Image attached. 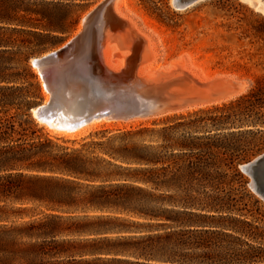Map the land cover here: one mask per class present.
<instances>
[{"label": "trees", "instance_id": "16d2710c", "mask_svg": "<svg viewBox=\"0 0 264 264\" xmlns=\"http://www.w3.org/2000/svg\"><path fill=\"white\" fill-rule=\"evenodd\" d=\"M59 1L0 0V264H264V246L242 237L264 240V229L232 192L247 182L237 159L264 145V114L249 119L241 106L256 96L262 107L263 98L253 89L196 118L176 117L158 130L156 146L91 139L69 147L36 136L35 102L16 85L8 55L22 62L13 35H43L31 21ZM151 8L168 21L156 0ZM210 111L221 113L200 114ZM207 119L231 127L211 136Z\"/></svg>", "mask_w": 264, "mask_h": 264}, {"label": "rangeland", "instance_id": "374dc122", "mask_svg": "<svg viewBox=\"0 0 264 264\" xmlns=\"http://www.w3.org/2000/svg\"><path fill=\"white\" fill-rule=\"evenodd\" d=\"M105 1L107 0H71L67 3V1L60 0L54 6L44 7L47 9L45 12L48 15L47 18L34 16L31 21L38 26V30L43 32V35L37 36L29 31L13 35L15 41L12 44V50L19 46L21 49L19 58L23 60L17 62L16 56L8 55L9 65L12 67L10 71L19 73L21 79L16 82V85L22 86L25 97L35 102L29 113L30 118L35 123L32 128L38 130L36 136H49L57 144L69 147H80L91 139L103 142L102 147L118 146L122 143H133L140 147L151 146L152 144L156 146L162 142L158 130L166 124L174 122L176 117L193 114L192 117L196 118L194 115L196 111L200 109L212 110L215 106H221L250 93L253 89L264 101V13L248 2L243 0H202L186 9H177L175 7L176 0H156L158 5L162 7V11L169 17L167 18L168 21L165 22L156 13H153L151 0H114V2L119 3L126 14L134 19L135 23L137 22L138 28L144 29L142 31L152 37L151 40L155 44L156 53L154 65L165 66L163 68L169 72L168 88L170 89L167 93H161L162 87L159 85L163 86L165 78L156 77V73L154 78L149 77L146 71L141 69L142 65H139L140 61L137 60V57L133 61L134 54L126 53L125 46H122L126 44L124 43L126 42L125 39L121 41L114 37L117 23L113 16L101 29L97 28L98 25H101L99 18L92 20L82 28L80 27L81 20ZM111 4L109 3L108 8L111 7ZM49 23L56 27L54 31H50L46 27ZM79 34L82 36V42L84 40L93 42L92 49L90 48L88 53L92 55H88L86 52L84 54L86 56L78 60L79 63L70 66L78 79H85V77L91 80L96 79V87H93V82L90 84L94 99H107L102 95L114 99L117 96V98L120 97V104H129L132 101V95L135 94L139 97L141 95L143 98H153L154 96L158 98L156 100L167 96L179 103L185 100L197 101L203 94L189 91L190 93H185L182 97L177 96L173 88L179 89L181 87L182 91H187V88L194 83H207L209 79L206 77L224 74H231L236 79L245 81V89L237 97L221 104L195 108L194 106L198 104L193 103L162 113L143 114L144 116L109 117L99 121L98 125L90 126L80 134L68 135L41 122L33 110L46 103L47 99L50 100L52 95L44 89L43 78L32 60L59 49L61 55L65 54L73 45L70 41ZM51 43L55 44L50 47ZM40 47L47 48L39 51ZM118 62L119 64H117ZM170 63L173 64V67H169ZM87 65L91 67L89 69L91 72L86 71ZM69 67L64 74L62 70H54L53 66L50 67L49 72L54 84L63 85L64 75L69 74ZM147 69L150 68L147 67ZM154 69L151 73L154 72ZM154 87L157 93L152 90ZM69 92L71 93V89ZM81 92L78 88V94H74V98L80 96ZM244 105L241 108L248 110L249 119L255 118L257 112L264 114V103L261 104L262 107H259L256 96L251 97V101ZM237 108L239 107L236 106L233 109ZM182 110H186V112H181ZM11 113H14V110ZM219 113L221 111L200 114L209 118ZM205 123L203 130L208 131L211 136L219 133L226 134L231 127L230 122L225 123L224 129L220 130L219 127L213 126L209 119ZM260 127L264 129V125ZM128 130L133 133L127 134L122 139V134ZM187 131L191 132L189 129ZM110 136H115L116 140L109 141L108 137ZM254 136H256V140L260 137L259 134ZM98 147L95 153L101 155ZM257 147L255 146L245 155V160H242V157L237 159L235 165L247 182L242 186L235 183L232 192L236 199L242 200V204H239L238 207L246 203L248 211L243 212L246 213L245 216L247 217L245 218L264 229V199L254 190L251 175L243 169L245 164L264 152V145L260 146L259 150ZM256 199L260 200V205L256 203ZM153 207L154 203L151 201V208ZM234 213L239 216L236 211ZM242 237L251 244L264 246V240L244 235ZM236 244L238 245L237 242Z\"/></svg>", "mask_w": 264, "mask_h": 264}, {"label": "bare ground", "instance_id": "6f19581e", "mask_svg": "<svg viewBox=\"0 0 264 264\" xmlns=\"http://www.w3.org/2000/svg\"><path fill=\"white\" fill-rule=\"evenodd\" d=\"M243 1H246V0H243ZM251 1L255 2L258 5V7L260 6L264 7V3L260 0H250V2ZM109 3H112L110 8H108ZM98 8L99 6L96 9H93L91 13L87 14L81 20L80 27L82 28V26H86V24H88L92 20H97L99 18L101 25H98L97 28L101 29L107 23L109 18L113 16V18L115 19V22L117 23L115 31L113 30L115 32L114 37L119 38V40L121 41L125 39L126 42L124 43L126 44L122 46H125L126 53L134 54L133 57L134 56L135 57L133 61L137 57V60L140 61L139 65L140 64L142 65L141 69L143 71L145 70L146 74L149 75V77L154 78L155 73H156L157 75L156 77L165 78L164 79L165 83L163 84V86L159 85V87H162L160 91L161 93H165V92L167 93V91H169L170 89L168 88V85H169L168 83L169 74L168 73L169 72H167V70L163 68L165 66H161L160 64H158L159 66L154 65V59L156 57V53L154 50L155 44L151 40L152 37H149L148 33H144L145 31L144 32L142 31L144 29L141 30V28H138L139 26H137V22L135 23L134 19L131 18L128 14L125 13L124 10L121 9L117 1L114 2V0H107L103 2V7L101 8V11L96 13V10ZM103 12L104 14H102ZM101 14L104 16H102ZM77 37L79 40H77ZM81 38H82L81 34L74 37L70 41V43L73 44L72 47L68 51H66L65 54L63 55L60 54L61 51L59 49L57 51L49 52L41 57L34 58L32 60L34 66L38 69L37 71L40 72V75L43 78L42 85L44 89L48 91L49 93H51L52 95L50 100L47 99L46 103L33 109L37 117L39 118V120L41 122L46 123L50 127L59 130V132L62 131L68 135H77V134L84 132L87 128H89L92 125H98L99 121H101L102 119H106L109 117L114 118V115L115 113H117V110H120L119 108H123L124 112H126L127 117L125 118H130L136 115H143V114L148 115V113L145 114V113L139 112L138 109H132L129 105L130 103L122 104V105L119 103L118 109L116 110L117 106H114L108 103L109 101L108 99L92 98V94H91L92 89L90 88L91 86L90 83L87 82L84 78L78 79L76 77L77 75H75V77H72V76H69V74H65L62 86L58 84H53V87L51 88L49 87L48 79H51L50 72H49L50 67L52 68L53 66L54 70H62L64 74V72L70 65H76L77 63H79L78 60H80L81 58L83 59L84 56H86L84 54L86 52H87L86 54H88L90 50L92 49L91 47L93 46V42H90V41L87 42V40H84L82 42ZM121 52L123 53V51ZM88 55H92V54L90 53ZM46 57H52L53 60L45 63L43 60ZM103 64H106V63H103ZM117 64H119V62ZM147 67L150 69H147ZM169 67H173V64L170 63ZM90 68L91 67L87 65L86 71H90L89 70ZM113 69L116 70L117 68H113ZM153 69H154V72L151 73ZM112 74H115V73H112ZM206 78L209 79V80L207 79L208 80L207 83H204V84L194 83V85L192 84L191 86H189V88H187V91H182L181 87L179 89L174 87L173 91L175 92L177 96L178 95L184 96L185 93H190V92H196V93H201V94L203 93L213 94L215 92H219L222 88L223 89L225 88L227 83L230 82V81L227 82L228 78H231V80L233 79L235 80V76L231 74H224V75H219V76L216 75L213 77L209 76ZM93 80H94L93 87H96L95 86L96 79H93ZM245 85L242 88H239V89H236L235 91L224 94L222 97H219L218 99H215L214 101L205 100V101H202L201 104L195 105L194 107L198 108L199 106H211V104H221L223 102L229 101L237 97L240 93H242L245 89ZM157 86L156 88H158ZM78 88H80L82 92L81 94L79 93L80 96L78 95V97L75 99L74 94L76 95L78 94ZM69 89H71V93L69 92ZM152 90H155V92L157 91L155 87ZM133 96L136 97L139 104L137 102L136 103L140 107L151 105V100L154 101L158 99V98H155L154 96L153 98H143L141 95L139 97L133 94L132 98ZM115 100L118 102L121 101V100H118L117 96ZM132 102L133 100L131 101V103ZM181 112H186V110H182ZM169 113H172V112H169Z\"/></svg>", "mask_w": 264, "mask_h": 264}, {"label": "water", "instance_id": "95a60500", "mask_svg": "<svg viewBox=\"0 0 264 264\" xmlns=\"http://www.w3.org/2000/svg\"><path fill=\"white\" fill-rule=\"evenodd\" d=\"M200 1H202V0H176L175 1V7L177 9H186L192 5H195L196 3L200 2ZM245 2H248L254 8H256L257 10L264 13V7L263 6L258 7V5L255 2H252V1L250 2V0H248V1L246 0ZM102 7H103V3L96 10V13L100 12ZM77 40H79L78 37H77ZM51 60H53L52 57H46V58H44L43 61L46 63V62L51 61ZM69 74H70L69 76L75 77V74L71 70V66L69 67ZM85 80L87 82H89L90 84H92V82L94 83V81L89 79L88 77H85ZM48 81H49V83H48L49 87L50 88L53 87V84H54L53 79L52 78L48 79ZM228 81H230V82H228ZM227 82L228 83L224 89L222 88L219 92H215L213 94H204L203 93V96L200 97L199 99H197V101L185 100L182 103H179L170 97L164 96L160 100H154V101L151 100V105L140 107L138 105L139 103H138L136 97L133 96V98L131 99V100H133V102L130 103L129 105L132 109H138L139 112H142L145 114L148 113V115L149 114H155V113H162V112H165L167 110L180 108L184 105L186 106V104H190V105L193 103L201 104V102L205 101V100L214 101L215 99L222 97L224 94L235 91L236 89L242 88L245 85V81L238 80L236 78H235V80L234 79L231 80V78H228ZM224 90H225V92H224ZM102 96L106 97L109 100L108 103H110L114 106H117L116 110L118 109V105L120 102L116 101L113 97H109L106 95H102ZM119 98L120 97H118V100H120ZM119 109L120 110H117V113H115L114 117H124V118L127 117L126 112H124V109L123 108H119ZM243 169L245 170V172H247L251 175L252 185H253L254 190L264 199V152L262 154H260L259 156H257L256 158H254L253 160L249 161L247 164H245L243 166Z\"/></svg>", "mask_w": 264, "mask_h": 264}]
</instances>
